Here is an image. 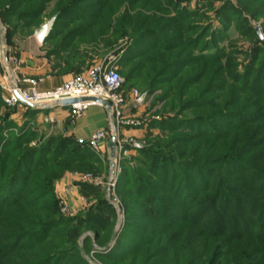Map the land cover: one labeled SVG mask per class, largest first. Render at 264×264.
I'll return each mask as SVG.
<instances>
[{
  "label": "rangeland",
  "instance_id": "1",
  "mask_svg": "<svg viewBox=\"0 0 264 264\" xmlns=\"http://www.w3.org/2000/svg\"><path fill=\"white\" fill-rule=\"evenodd\" d=\"M44 62L67 77L117 69L126 92L145 97L113 129L107 118L93 170L68 162L82 155L78 120L7 106L0 85V251L42 236L41 264H144V252L164 257L160 264H207L217 243L218 264H264V0H0V81ZM94 106L88 125L97 124ZM113 136L120 172L109 190ZM26 149L37 152L35 166L22 161ZM5 168L17 172L11 186ZM87 174L103 183L78 179ZM207 182L227 190L222 200ZM139 188L158 200L144 203L146 191L125 198ZM102 198L117 212L103 204L101 220L112 225L105 241L84 223ZM131 249L128 263L117 261ZM18 255L14 264L25 260Z\"/></svg>",
  "mask_w": 264,
  "mask_h": 264
},
{
  "label": "built area",
  "instance_id": "2",
  "mask_svg": "<svg viewBox=\"0 0 264 264\" xmlns=\"http://www.w3.org/2000/svg\"><path fill=\"white\" fill-rule=\"evenodd\" d=\"M42 78H27L24 82L28 84V88H22L19 82H13L10 84L2 83L0 85L3 88L4 95L3 100L7 106H22L17 95L30 103L31 105H55L61 103L65 99L70 98H82V97H95L104 102L110 104V111H107L109 124L114 128V125L118 123L125 108L128 106L137 107L144 101L145 95H143L137 88L131 89L126 92L124 88V79L117 69L96 65L88 68L80 74L73 75L72 77L62 81L59 85L51 89H43ZM98 105L104 107L102 104H98L92 101H84L75 103L68 109V117L72 122L79 120L84 113L92 106ZM65 108V107H59ZM105 108V107H104ZM106 109V108H105ZM107 110V109H106ZM109 133L105 128L97 129L89 138H78L80 144L88 146L97 154L104 152V147L107 146V139ZM120 140L117 139V148H119ZM120 152L116 150L114 157L110 155V175L108 181L109 190L115 187L116 180L119 176V159ZM79 180L87 183H93L95 185H101L103 183L102 177L93 176L91 174L82 175ZM114 195V193H113ZM118 207V206H117ZM116 207V208H117ZM63 211H68V205L63 202ZM119 212V208H118Z\"/></svg>",
  "mask_w": 264,
  "mask_h": 264
},
{
  "label": "trees",
  "instance_id": "3",
  "mask_svg": "<svg viewBox=\"0 0 264 264\" xmlns=\"http://www.w3.org/2000/svg\"><path fill=\"white\" fill-rule=\"evenodd\" d=\"M80 73H82V72H80ZM80 73H78V74H80ZM124 86H125V84H124ZM22 106L30 109L33 113L42 112V111L34 110L33 108L25 106V105H22ZM44 112H49V111L46 110ZM79 146L82 148V149H80V152L82 154L81 157L80 156L76 157L75 155L72 156L70 159H68L69 165L74 166L75 168H76V166H81V167H85V168L87 167V168L93 169V170L97 169V166H95V164L98 163V159L100 157L92 149H90L88 146L83 145V144H80ZM24 152H25L24 153V155H25L24 158L25 159H23L22 161L26 162V163H29L31 166H35L34 164H35V158L37 156V152L31 151L30 149H28V150L26 149V151H24ZM21 157H22V155H21ZM22 161H20V159H19L18 165H20ZM59 162L60 161H57L56 163L58 164ZM74 167H72V168H74ZM6 171H7V169L5 168V171L3 173L4 174H8L9 173L8 174V180H9V183H10L9 186H11V185L15 184L16 181L18 180V175H17L16 171H9V172H6ZM121 177L124 178V174H122ZM121 177H120V179L118 181L117 189H118L119 185L120 186L122 185ZM29 179H30V177H28L26 180H29ZM125 181H127V180H125ZM214 187H215L214 183L207 182L208 190H210V192H214L215 194H217V197H216L215 200H216V202H218V201L222 200L223 194L227 190H225L223 188L218 189V186L215 187V188ZM141 190H142V188H139L135 192V194L130 193L125 198H127V200L140 201L141 198L139 197L140 196L139 193L142 195L146 191V195L145 196H147V197L144 200V203L146 202V204L150 205L151 203H154V202H156L158 200L156 197H153V195L151 193L150 194L148 193L149 192V191H147L148 189L145 190L144 192H142ZM23 192L24 191L22 190L20 192L21 194H19V196H18V194H16L15 198L19 199L23 195ZM51 194H53V193H52V188H51V185H50V187L48 189L45 188L43 190V195H42L43 197H41V198L48 197L49 195L51 196ZM86 194L87 193L85 192L84 195H86ZM149 197H150V199H149ZM151 197H152V200H151ZM176 198L179 199V196L176 195ZM99 202L100 203H99V205L97 206V209H96L97 213L95 214L94 211H90V213H88L86 215V217L84 219V223L90 224L91 227L94 228L96 230V232L98 233L99 238H102V241H105L108 238L109 234H110V230L112 228V225L110 223H104L101 220V216H103L102 215V209L105 207V206H103V204H105V202L107 203L108 201L107 200L105 201L102 198V199H100ZM108 204H109V207L112 210L111 211L112 214L116 215L117 212H116L115 208L113 207V205H111L109 202H108ZM24 205L27 206V207H31L30 205L27 204V202ZM125 210H126V213H130V215H136V213H134L135 210H134L132 205H126ZM55 224H57L59 226H62L63 222H58V223H55ZM123 236H124V233H123ZM162 238H163V236L161 234L159 236H155V238L153 237V239L151 240V243L155 244V246H157L159 244H160V246H162V243H163V241H162L163 239ZM31 239H33V242L36 243L35 245H33L34 243L25 244L20 249H19L20 246H18L16 248L14 247L13 249L11 247H8V248H5L2 251H0V264H6V263L7 264H14L13 261L15 259V256L18 255V254H20V255H18V256H20V258L23 257V259H25V260H23L22 264H41V263H39L40 258H39V256H37V253L34 254V250L38 251V248H40L39 249V254L44 253L45 252L44 247L40 246V247L37 248V245H40L43 242L47 241L48 238L47 237L42 238V236H40V237H38L35 240H34V238H31ZM120 239L122 241L123 238H120ZM154 242H156V243H154ZM149 243L150 242H146V244H148V245H149ZM165 243H168V242L166 241ZM146 244H145V246L147 247L148 245H146ZM34 248H36V249H34ZM118 248H121V246H119ZM218 248H217V243H211L210 244L209 252L207 253V258H208L207 259V264H218V262H219V258L217 256L218 255L217 254ZM123 254L124 253L119 255L118 259L115 258L114 256H111V255H109V256L108 255H104V257L107 260H109V261L113 260L112 258L114 257L115 259H117V261L121 260L123 263L125 261H127V263H128L129 260L131 259V257L134 254V250L131 249L130 251H128V253H126L127 256L123 255ZM204 254L206 256V252L205 251H204ZM204 254H202V256H204ZM128 255H129V257H128ZM144 255H145V252L139 256L142 260H144V264H149L148 260L151 261V259L155 260V262L153 261L154 263H151V264H160L162 262L161 261L162 258H164V257H158V255H155L154 257H151V258L146 257V259H145V257H143ZM122 258H125V260H122ZM132 260H138V258L135 257ZM196 260L197 261H195V260L193 261V258L190 259V261H191L190 264H197L200 261V259L199 260L196 259ZM229 262H230L229 260H226L225 264H229ZM42 263H43V261H42ZM44 263H48V261L45 260ZM131 263L134 264L133 261ZM50 264H54V263L50 262ZM202 264H204V263H202Z\"/></svg>",
  "mask_w": 264,
  "mask_h": 264
},
{
  "label": "crops",
  "instance_id": "4",
  "mask_svg": "<svg viewBox=\"0 0 264 264\" xmlns=\"http://www.w3.org/2000/svg\"><path fill=\"white\" fill-rule=\"evenodd\" d=\"M55 71L56 70L50 67L49 63L44 62V63H41L40 66H34L33 68H30V67L22 68L20 70V76L16 72L15 74L18 78L17 77L15 79L13 78V81H15L16 79L17 80L22 79L21 81H19V84L21 85L22 88H28L29 86L27 83L24 82V79L30 78V76L28 75H34L36 76L35 78L44 79L42 86H41L43 89H51L59 85L62 81L72 77V76L67 77V76L56 75ZM94 108H96L97 110L95 111L97 114L96 115L97 124L88 125V122H87L88 120H93L95 118V114L89 113V114H85L84 116H82L77 121L76 126L74 127V130H73L74 134L78 138H89L93 134L94 131L105 127L106 121L108 118L107 110L104 107H100V106H96V107L94 106ZM55 113L60 114L61 117L63 118L68 117L67 107L61 108V109L57 108V109H54L53 112H51V114H55Z\"/></svg>",
  "mask_w": 264,
  "mask_h": 264
},
{
  "label": "water",
  "instance_id": "5",
  "mask_svg": "<svg viewBox=\"0 0 264 264\" xmlns=\"http://www.w3.org/2000/svg\"><path fill=\"white\" fill-rule=\"evenodd\" d=\"M51 24V23H50ZM21 104L25 105V106H28V107H31L33 108L34 110H38V111H51L53 109H57L59 107H69L75 103H78V102H84V101H92V102H95V103H98V104H102L106 109L107 111L109 112L111 107H110V104L108 102H104L98 98H95V97H82L80 99L78 98H70V99H65L63 100L61 103H57L55 105H31L30 103L26 102L25 100H23L20 95H17ZM116 144H117V140H116V137L113 136L111 138V142H110V145H109V148H110V155L111 157H114L115 153H116Z\"/></svg>",
  "mask_w": 264,
  "mask_h": 264
},
{
  "label": "bare ground",
  "instance_id": "6",
  "mask_svg": "<svg viewBox=\"0 0 264 264\" xmlns=\"http://www.w3.org/2000/svg\"><path fill=\"white\" fill-rule=\"evenodd\" d=\"M46 31L43 30L41 33H39V38L41 39L43 36H45Z\"/></svg>",
  "mask_w": 264,
  "mask_h": 264
}]
</instances>
